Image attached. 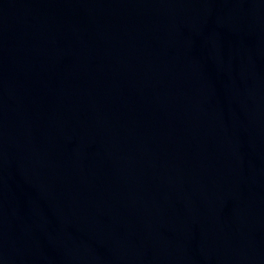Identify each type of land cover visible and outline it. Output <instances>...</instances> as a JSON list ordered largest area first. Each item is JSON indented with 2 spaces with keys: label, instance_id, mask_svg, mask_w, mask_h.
Here are the masks:
<instances>
[{
  "label": "water",
  "instance_id": "obj_1",
  "mask_svg": "<svg viewBox=\"0 0 264 264\" xmlns=\"http://www.w3.org/2000/svg\"><path fill=\"white\" fill-rule=\"evenodd\" d=\"M0 264H264V0H0Z\"/></svg>",
  "mask_w": 264,
  "mask_h": 264
}]
</instances>
